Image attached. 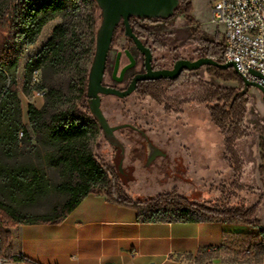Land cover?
<instances>
[{
  "label": "rangeland",
  "instance_id": "obj_1",
  "mask_svg": "<svg viewBox=\"0 0 264 264\" xmlns=\"http://www.w3.org/2000/svg\"><path fill=\"white\" fill-rule=\"evenodd\" d=\"M13 1L0 0V17L5 15ZM214 1L191 0L189 15L183 12L169 23L141 24L144 39L150 37L151 40L156 41L154 60L158 62V65L171 67L178 59L195 61L202 58V49L209 45L208 43H213L211 47L222 49L224 53L222 29L216 27L211 21ZM99 16L98 7L93 10L86 2H79V8L72 16L49 22L42 30L37 42L26 48L22 54L17 84L22 104V123L29 127L32 138H22L13 158L4 157L3 149L0 148V165L9 168H35L43 177V188L35 200L32 203L19 205L22 214L52 217L59 215L68 200V195L59 188L76 182V176L67 168L56 166L48 160L47 155L50 150L41 143L42 138L33 132L28 113L29 106L37 110L45 109L48 116L64 111L81 110L79 94L82 87L81 70L85 67L89 73L93 61L92 56L91 63H86L87 54L83 56L81 46L93 38L91 37V17L95 19L94 28H97L95 29L97 33L100 26ZM60 26H66L69 30V38L76 49L73 57L79 60L75 59L67 65L37 71L26 92L24 67L27 60L38 56L43 51L55 29ZM127 49L128 42L120 31L112 46L111 60L113 61L117 52ZM127 62V59L123 57L120 67L125 66ZM210 71L209 68L204 67L196 73L194 79L192 74H189L170 88L163 89L164 97L161 105L149 98L140 99L135 95L127 100H118L111 96L103 97L102 111L109 125L111 127L127 126L115 132V137L124 146V155L122 156L119 148L108 143L99 126L92 130L87 145L105 165L113 166L121 155L123 170L132 164L136 167V174L129 172L125 178L131 182L129 192L132 197L154 196L175 189L182 196L201 192L200 201L209 203L221 198V187H229L234 183L236 179L234 173L223 157V137L212 123L206 107L196 104L194 97L200 93L203 86L214 85L238 89L239 85L216 80L211 76ZM246 99L248 104L245 126L248 136L234 144L242 164L243 173L240 183L244 190L236 191L233 203H243L246 208L259 204L253 220H257L260 228L264 229V174L260 173L262 167L260 145L264 142V101L262 94L254 88L250 89ZM166 107H170L171 110H166ZM137 127L141 128L146 138H150L157 146L167 150L170 159L178 155L183 156L182 159L177 160V164L182 167L179 171V181L158 180L163 176L157 174L156 170L149 172L150 167L147 166V161L144 170L140 161L129 160V157L133 155L130 149L140 138L132 135L130 130L137 131ZM177 150L180 153H176ZM157 155L156 152L152 153V157ZM2 185L3 181L0 179V187ZM18 198L22 199L21 196ZM0 200L8 202L1 193ZM193 264H233V255L223 250L209 254L207 258L196 259L195 257Z\"/></svg>",
  "mask_w": 264,
  "mask_h": 264
},
{
  "label": "trees",
  "instance_id": "obj_2",
  "mask_svg": "<svg viewBox=\"0 0 264 264\" xmlns=\"http://www.w3.org/2000/svg\"><path fill=\"white\" fill-rule=\"evenodd\" d=\"M79 2H86L93 10L97 8L93 0H14L5 15L0 17V148L6 158H13L22 138L31 139L29 127L22 123V104L19 97L17 78L21 70L24 50L33 46L39 39L45 26L57 19L72 16L79 8ZM191 0H179V7L174 18L169 21H151L150 23H169L181 13H191ZM92 20V32L89 41L83 46V56L87 54L86 63L94 57L96 25ZM100 21V16L98 18ZM191 21V18L189 17ZM133 25L132 20L130 21ZM133 27V26H132ZM139 29V28H138ZM124 26L119 25L115 36ZM203 47L202 58H210L224 64L222 49L211 47L213 43ZM74 43L69 38L66 26L55 29L51 39L43 51L27 60L24 67V90L27 92L34 74L45 68L67 65L73 57ZM79 60V59H77ZM214 79L233 82L235 88H221L214 85L203 86L194 97L198 105L206 107L212 123L223 137V157L229 169L234 173L235 181L229 187H221V198L215 202H202V193L195 192L190 196H182L177 190L159 193L154 196L132 197L129 189L131 182L125 180L126 173L133 169H124L120 173L121 155L113 166H108L91 152L87 143L92 130L98 125L91 116L87 102L88 72H82L80 90L81 110L64 111L49 115L45 109L37 110L29 106V121L33 132L42 138V144L49 148L48 160L56 166H64L76 176V182L60 187L68 200L62 212L55 216H29L22 214L19 205L32 203L43 188V177L38 170L29 167L9 168L0 165V179L3 185L0 193L8 202L0 200V257L12 240L11 229L22 225L60 224L90 195H104L112 204L135 210L142 223H223L251 226L260 229L257 237H245L238 240L231 250L233 264H264V229L259 222L253 220L259 204L246 208L243 203L234 204L236 191L244 190L240 183L243 173L242 164L235 151L236 141L248 136L245 126L247 95L233 99L243 89L241 78L233 69L221 70L209 68ZM198 72V71H197ZM192 73V79L196 73ZM168 84L165 80L149 82L142 85L141 94L157 104L163 103V89ZM173 86V85H170ZM53 94V93H52ZM166 110H171L166 107ZM260 173L264 174V142H261ZM129 170V171H128ZM19 196L22 199L18 198ZM224 249L218 248L217 252ZM216 252V253H217ZM213 254V253H212ZM209 253H200L196 259L207 258Z\"/></svg>",
  "mask_w": 264,
  "mask_h": 264
},
{
  "label": "crops",
  "instance_id": "obj_3",
  "mask_svg": "<svg viewBox=\"0 0 264 264\" xmlns=\"http://www.w3.org/2000/svg\"><path fill=\"white\" fill-rule=\"evenodd\" d=\"M7 264H193L207 250H231L260 229L223 223H142L135 210L90 195L60 224L11 229Z\"/></svg>",
  "mask_w": 264,
  "mask_h": 264
},
{
  "label": "water",
  "instance_id": "obj_4",
  "mask_svg": "<svg viewBox=\"0 0 264 264\" xmlns=\"http://www.w3.org/2000/svg\"><path fill=\"white\" fill-rule=\"evenodd\" d=\"M100 10V26L96 33L95 52L91 67L88 73L87 84V102L92 118L100 127L105 139L108 143L121 150L124 155V146L115 137V132L127 126L111 127L105 118L102 109V96H114L119 99L129 97L136 89L139 82L147 81H161V80H176L183 72H197L200 69L218 68L221 70L233 69L235 73L241 78L243 82V89L235 95L243 97L247 95L250 89H257L263 96L264 88L256 83L249 82L243 79L236 69V65L231 62L220 64L210 58H199L195 61L178 60L171 70L153 71L152 69V53L150 49L146 48L138 37L134 34V30L130 24L131 19L138 21H169L174 18L176 10L179 7V0H93ZM122 24L124 26L126 38L131 39L136 45L138 51L145 57L146 74L135 76L130 87L121 92L116 89H111L103 86V80L106 72L109 53L115 36L117 27ZM130 65L123 69L120 78H117L119 69V59L121 54H118L113 79L120 83L123 80L125 72L135 65V61L129 52H126ZM253 75L259 79L264 80V76L253 72ZM144 145L149 148L146 156L147 166L150 167L154 159L163 153L157 149L154 144L146 138ZM156 152L158 155L152 157V153ZM148 159V160H147ZM123 159L119 163L120 173H123Z\"/></svg>",
  "mask_w": 264,
  "mask_h": 264
},
{
  "label": "built area",
  "instance_id": "obj_5",
  "mask_svg": "<svg viewBox=\"0 0 264 264\" xmlns=\"http://www.w3.org/2000/svg\"><path fill=\"white\" fill-rule=\"evenodd\" d=\"M211 21L222 29L225 63H234L243 79L264 88V80L253 75L264 76V0H215ZM0 264L7 261L0 257Z\"/></svg>",
  "mask_w": 264,
  "mask_h": 264
},
{
  "label": "flooded vegetation",
  "instance_id": "obj_6",
  "mask_svg": "<svg viewBox=\"0 0 264 264\" xmlns=\"http://www.w3.org/2000/svg\"><path fill=\"white\" fill-rule=\"evenodd\" d=\"M131 20L133 22V25H132L133 27L132 28L134 30V34L138 37V39L141 41V43L146 48L150 49V51L152 53V69H153V71L171 70V69H173L174 64L178 60H182V59L175 60L173 62V64L171 65V67H166V66H160V65H158V62L156 60H154V50H155L156 41H155V39H152L151 40L150 37L148 39H144V34L141 33V29L142 28L140 27L141 24L148 23V22L150 23L151 21H138L136 19H131ZM120 25H122V24H120ZM123 35L125 36V32H124ZM115 37L116 36H114V40H113L112 46L115 43ZM125 38H126V36H125ZM126 40L128 42V49L127 50H124L122 52H117L116 55H115V57H114V59H113V61L111 60V56H110V54L112 52V47H111V50H110V53H109V57H108L106 72H105V76H104V80H103V86L104 87L111 88V89H116V90H119L121 92L126 91L130 87V85L132 83V80L134 79L135 76L146 74L145 57H144V55H142L138 51L136 45L134 44V42L131 39L126 38ZM126 52H129L131 54V56L133 57V59L135 61V65H134V67H132L131 69H129V70H127L125 72V74L123 76V80L120 83H118V82H116L113 79V72H114L116 60H117L118 54H121L120 59H119L120 65H121V61H122V58L123 57L125 59H127V61H128L127 64L125 66H123V67H120V65H119V69H118V72H117L116 77L117 78H120L123 69L126 68V67H128L130 65V60L128 59V57L126 55ZM183 60H186V59H183ZM192 73L193 72H183L174 81L165 80L168 84H166L164 86V89L165 88H170L171 87L170 85H174V84L178 83L184 76L189 75V74H192ZM107 80H108V82H107ZM149 82H154V81L139 82L137 84V86H136L135 91L129 97H127V98H124V99H119L117 97H115V98L118 99V100H127L131 96H133V95H135L136 97H138L140 99L148 98L146 96H142L141 89H142V85H144L146 83H149ZM103 97H105V96H102L101 109H102V104H103ZM111 97H114V96H111ZM137 129H138L137 131L130 130V133L132 135H136L137 137H140V138L137 141H135L134 142L135 145H133L131 147L130 153L133 154V155L131 157H129V160L131 162H138V161H140L142 167L145 170L146 156H147V154L149 152V148H147V146L144 145V143L146 142V136H145V134L142 133L141 128L137 127ZM149 140L151 141L150 138H149ZM151 142L163 154L157 156L154 159V161L152 162V166L150 165L149 172H153L154 170H156L157 171V174H159L160 176H163L162 179H158V180L169 179V180H178L179 181V171H180V169L182 170V167L180 166V164H177V160L178 159L179 160L182 159L183 156L178 155V156H175L172 159H170L169 156H168V151L167 150H165L164 148H162L160 146H157L153 141H151ZM176 153H180V152H178V150H177ZM136 155H138V156H136ZM157 162H159L158 165H156ZM129 168L133 169V174L135 175L136 174V167L132 164V165H130L126 169H129ZM128 173H126V176L128 175ZM185 175H184V177H185Z\"/></svg>",
  "mask_w": 264,
  "mask_h": 264
}]
</instances>
